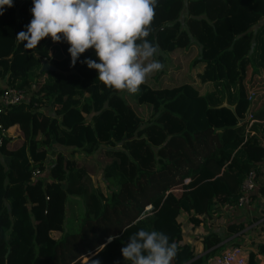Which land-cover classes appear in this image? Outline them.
<instances>
[{
	"label": "trees",
	"instance_id": "trees-1",
	"mask_svg": "<svg viewBox=\"0 0 264 264\" xmlns=\"http://www.w3.org/2000/svg\"><path fill=\"white\" fill-rule=\"evenodd\" d=\"M31 8L32 0H13L0 15V52L10 41L0 53V94L7 87L29 94L0 111L1 126H14L0 136V264H131L120 250L139 229L178 244L173 264L190 259V246L178 243L180 210L205 211L219 194L234 203L263 156L264 63L255 50L264 38V0H159L147 39L159 45L156 59L170 62L159 71L169 78L145 81L138 94L105 87L81 62H99L93 49L75 66L63 40L46 37L25 49L16 37ZM41 58L55 69L40 71ZM224 94L235 114L215 106ZM128 99L147 107L146 117ZM249 101L250 117L236 124ZM54 144L65 152L49 158ZM93 153L104 156V189L86 182ZM47 162L46 174L33 176ZM256 250L264 253V242Z\"/></svg>",
	"mask_w": 264,
	"mask_h": 264
},
{
	"label": "clouds",
	"instance_id": "clouds-1",
	"mask_svg": "<svg viewBox=\"0 0 264 264\" xmlns=\"http://www.w3.org/2000/svg\"><path fill=\"white\" fill-rule=\"evenodd\" d=\"M158 3L159 0H32V19L16 38L27 50L36 49L46 37L54 43L65 41L70 66L93 49L99 62L90 58L81 62L97 71L102 84L138 94L146 78L164 68L156 59L161 55L159 45L147 39L153 31ZM11 7L13 0H0V15ZM113 239L110 236L109 242ZM178 247L163 232L139 229L120 251L131 264H172Z\"/></svg>",
	"mask_w": 264,
	"mask_h": 264
},
{
	"label": "crops",
	"instance_id": "crops-1",
	"mask_svg": "<svg viewBox=\"0 0 264 264\" xmlns=\"http://www.w3.org/2000/svg\"><path fill=\"white\" fill-rule=\"evenodd\" d=\"M256 50H258L257 54L255 53L256 62L264 63V45H259ZM2 79L1 87L5 85ZM13 129L14 126L9 127L7 131L10 133L7 135H10ZM257 140L262 146L263 156L254 164L255 186L247 193L244 202L237 204L236 198L234 203H230L219 194L213 198L212 204L205 211L198 213L180 210L178 213L175 219L179 229L178 243L188 244L193 252L190 259L180 264H206L210 257L233 244L247 248L245 264L250 253L253 264H264V253L256 250V245L264 242V132L257 133ZM187 181L188 178L183 180ZM150 207V204L146 205L140 216L145 215ZM215 237L218 238L217 241ZM107 240L109 239L106 238L105 242ZM199 257L202 259L197 261Z\"/></svg>",
	"mask_w": 264,
	"mask_h": 264
},
{
	"label": "built area",
	"instance_id": "built-area-1",
	"mask_svg": "<svg viewBox=\"0 0 264 264\" xmlns=\"http://www.w3.org/2000/svg\"><path fill=\"white\" fill-rule=\"evenodd\" d=\"M252 93H250L251 95ZM250 95L248 98H250ZM26 93L20 88L7 87L4 88L0 94V111L11 106L17 102L25 100ZM250 117V114H249ZM6 130L1 126L0 123V136L4 134ZM49 153V152H48ZM53 157V156H52ZM47 162L44 169H35L32 174L35 177H42L48 166ZM185 180V179H184ZM255 186V171L250 168L245 176L241 180L239 194L237 196V204H241L246 199L247 193L252 190ZM247 256V248L243 245L233 244L222 252L213 255L207 260L206 264H245Z\"/></svg>",
	"mask_w": 264,
	"mask_h": 264
},
{
	"label": "rangeland",
	"instance_id": "rangeland-1",
	"mask_svg": "<svg viewBox=\"0 0 264 264\" xmlns=\"http://www.w3.org/2000/svg\"><path fill=\"white\" fill-rule=\"evenodd\" d=\"M9 40H6L5 41V43H4V45L2 46V50H1V52L0 53H6V51L8 50V48H9ZM260 45H264V38L262 39V41H261V44ZM257 52H258V50H255V53L257 54ZM169 64H170V62L168 61L167 62V60H165L164 61V63H163V65H164V68H163V72L165 71V73H167L168 72V70H169ZM1 78V77H0ZM169 77H167L165 74H163V75H160V72H158L157 74H155V73H152V74H150L147 78H146V82L148 83V84H159V85H165L166 83H162V82H164L165 81V79H168ZM1 80V79H0ZM161 83V84H160ZM3 84H5V82L3 83ZM4 86V85H3ZM29 93H30V91H29ZM29 94H28V92H26V98H27V96H28ZM128 101L133 105V108H134V110L136 111V113H137V115H140V116H143V117H146V115H147V111H148V108L147 107H145L144 105H134L133 103H132V101L130 100V99H128ZM48 105V103H45L43 106L44 107H48L47 106ZM42 106V107H43ZM51 107V106H50ZM49 113H51V110L50 109H46ZM6 134L7 133H10L9 131H7L6 130V132H5ZM57 148L58 149H61L62 151H64L65 152V148L63 147V146H59V145H57V144H54L53 145V147L52 148H50L49 150H48V156H49V158H52V156H53V154H54V152H55V150H57ZM91 157H93V158H95L94 159V161H92L89 165H86V164H84L86 167V170H87V173H88V179H87V183H89L90 185H92V186H100L102 189H104V185H105V182L104 181H102L101 180V178H100V175H99V170H100V167H99V164H100V162L102 161V159H103V154H100V153H93L92 155H91ZM95 160H98V162L97 161H95ZM83 162V161H82ZM81 161L79 162V164L80 163H82ZM91 170H94V175H93V173H92V171ZM46 174V172H44V175ZM106 190V189H105ZM72 209L75 211V209H74V204H72ZM67 212H69L68 211V208H67ZM9 240H10V238H8ZM10 242H11V240H10ZM7 254V251H5V253H4V255H6ZM85 257H83L82 259H84Z\"/></svg>",
	"mask_w": 264,
	"mask_h": 264
},
{
	"label": "water",
	"instance_id": "water-1",
	"mask_svg": "<svg viewBox=\"0 0 264 264\" xmlns=\"http://www.w3.org/2000/svg\"><path fill=\"white\" fill-rule=\"evenodd\" d=\"M51 69H55L54 66H52L49 62V59L46 58H41L40 59V67L39 70L43 71V70H51ZM215 106H224L226 108H228L229 110H231V112L233 114H235V103H228L226 95H224L222 102H220L219 104L215 105ZM249 107H250V101L248 102L247 107L245 108L243 115L241 117L236 116V124H240L245 122L246 120H248L249 118Z\"/></svg>",
	"mask_w": 264,
	"mask_h": 264
}]
</instances>
